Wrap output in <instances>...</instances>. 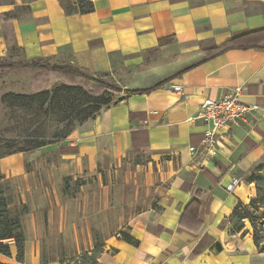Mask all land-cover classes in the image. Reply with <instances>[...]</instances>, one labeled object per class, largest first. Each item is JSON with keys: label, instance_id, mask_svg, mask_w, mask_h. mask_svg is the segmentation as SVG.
I'll list each match as a JSON object with an SVG mask.
<instances>
[{"label": "crops", "instance_id": "obj_1", "mask_svg": "<svg viewBox=\"0 0 264 264\" xmlns=\"http://www.w3.org/2000/svg\"><path fill=\"white\" fill-rule=\"evenodd\" d=\"M92 2L94 10L84 14L67 12L65 0L0 3V61L18 52L20 59L11 63L46 59L94 80L107 78L106 84L122 91L117 104L50 149L75 173L96 168L103 157L150 158L147 179L159 198L129 223L138 244L114 238L97 264H264L250 222L237 231L231 221L238 203L256 196L247 177L264 161V42L206 58L208 51L264 29V0ZM0 70L33 74L34 85L48 75L59 79L39 70ZM237 89L241 101L258 110L217 139V155L211 156L207 128L189 119L205 99ZM135 90L149 91L129 93ZM29 160L21 153L0 158V173L25 179ZM195 197L201 203L197 223L180 225ZM29 240L27 235L24 264H40ZM16 257L12 243L11 257L0 260L17 264Z\"/></svg>", "mask_w": 264, "mask_h": 264}, {"label": "rangeland", "instance_id": "obj_2", "mask_svg": "<svg viewBox=\"0 0 264 264\" xmlns=\"http://www.w3.org/2000/svg\"><path fill=\"white\" fill-rule=\"evenodd\" d=\"M65 3L77 5L78 0ZM15 56L0 64L20 59L18 52ZM32 80L33 74L0 70V155L23 151L30 157L29 177L12 179L0 173V192L12 200L11 212L21 215L26 241L28 235L40 264H82L85 253L91 254L96 245L104 250L120 233H128L136 215L156 207L159 194L147 179L150 158L138 153L121 160L103 157L94 169L67 170L50 149L66 143L107 105L87 94L95 81L81 80L78 88L70 89L52 75L40 85ZM108 100L112 103L117 95ZM37 142L46 145L34 149Z\"/></svg>", "mask_w": 264, "mask_h": 264}, {"label": "trees", "instance_id": "obj_3", "mask_svg": "<svg viewBox=\"0 0 264 264\" xmlns=\"http://www.w3.org/2000/svg\"><path fill=\"white\" fill-rule=\"evenodd\" d=\"M67 12L75 11L77 13H90L94 10L92 0H78V4L75 6H65ZM264 42V29L254 31L243 35L238 38H234L231 41L225 43L221 47L214 48L207 53V59L217 56L227 50L233 48H252L259 47ZM0 69L8 70H39L44 73H52L59 79H62L70 89L78 88V81H93L94 79L86 73L81 72L78 68L69 66H56L48 63L46 59L32 60L29 63H3L0 64ZM40 76H36L35 83H39ZM95 81V80H94ZM95 86L87 92V94L97 103H103L108 108L115 105L119 100H115L112 103L110 101H104L109 95H120L121 89L112 85L104 84L102 82L95 81ZM149 90H135L129 91V93L147 92ZM16 98H20L17 96ZM104 108V109H105ZM46 143L37 142L33 147L34 149L45 146ZM19 151L16 153H21ZM16 153H9L6 155H0V158L7 157ZM264 162V161H263ZM263 162L254 167L250 175L247 177L249 183H254L256 186V196L253 197L249 204L239 202L235 207L231 221L235 222V230L241 231L245 227L244 220H248L253 229L254 243L259 252H264V173ZM12 200L4 196L0 192V255L11 257V245L10 241L13 240L17 248V264H24L25 261V234L23 232V225L21 222L20 214H13L10 210ZM200 199L195 197L190 204H188L182 215L180 225L197 223L198 212L200 208ZM187 220V221H186ZM190 226V225H186ZM120 240H123L129 244L137 245L138 242L130 236L129 233H120ZM103 253V248L96 245L91 254L85 253L84 263L82 264H97L100 255ZM49 261L43 260L42 264H48ZM0 264H7L0 260ZM77 264V263H76Z\"/></svg>", "mask_w": 264, "mask_h": 264}, {"label": "built area", "instance_id": "obj_4", "mask_svg": "<svg viewBox=\"0 0 264 264\" xmlns=\"http://www.w3.org/2000/svg\"><path fill=\"white\" fill-rule=\"evenodd\" d=\"M171 89L175 92L182 90L180 86H172ZM240 97L241 90L237 89L218 100L205 99L196 115L189 119L200 121L207 128L204 143L209 155H217L213 146L232 125L245 122L252 111L258 110L256 105L246 104Z\"/></svg>", "mask_w": 264, "mask_h": 264}]
</instances>
